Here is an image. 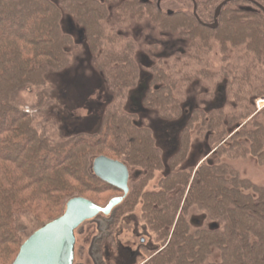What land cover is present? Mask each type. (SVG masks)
I'll list each match as a JSON object with an SVG mask.
<instances>
[{
	"label": "trees",
	"instance_id": "1",
	"mask_svg": "<svg viewBox=\"0 0 264 264\" xmlns=\"http://www.w3.org/2000/svg\"><path fill=\"white\" fill-rule=\"evenodd\" d=\"M195 1L196 14L190 0H0V264H13L24 242L61 217L71 199L83 197L105 207L113 199L107 202L108 195H123L94 175L92 164L99 156L121 161L140 175L130 181L129 194L109 216L97 217L106 226L91 245L93 264H117L114 252L109 256L104 247L115 238L123 215L134 213L140 200L141 223L156 246L142 264H264V186L241 178L231 163L221 161L227 153L232 159L264 158V110L235 132L251 117L254 92L263 90L264 95V81L255 72L264 67V10L247 1L230 2L218 27L211 29L206 25L214 22L224 0ZM253 1L264 9V0ZM64 13L80 26L77 40L62 26ZM37 22L51 39L35 42L39 35L29 27ZM140 23L179 38L166 49L170 55L157 58L156 74L140 97L143 106L155 107L166 118L183 113L185 88L193 78H207L213 87L226 80V93L236 101L229 113L225 108L193 110L171 165L188 154L193 135L207 133L213 154L195 166L171 168L156 193L146 187L165 165L161 148L151 128L138 122V112L125 109L141 78L139 41L131 33ZM41 44L52 50L42 51ZM215 45L222 63L217 72L210 69ZM81 46L96 55L95 73L112 100L103 106L94 130L66 132L57 126L53 141L35 126V114L41 111H24L14 102L21 91L33 88L39 97L36 107L43 109L52 99L49 74L69 66L73 49ZM50 122L44 116L39 124L45 129ZM12 126L21 127L17 150L9 142ZM228 136L229 144L221 145ZM29 144L32 155L20 164L16 160L26 155ZM69 161L70 169H64ZM52 163L58 165L54 172H63L59 179L46 173L50 165L57 166ZM41 180L48 185L39 186Z\"/></svg>",
	"mask_w": 264,
	"mask_h": 264
},
{
	"label": "rangeland",
	"instance_id": "2",
	"mask_svg": "<svg viewBox=\"0 0 264 264\" xmlns=\"http://www.w3.org/2000/svg\"><path fill=\"white\" fill-rule=\"evenodd\" d=\"M184 5L191 8V6L184 2ZM214 23V22H213ZM212 23V24H213ZM2 25H8V21H3ZM62 26L64 30L67 32H72L75 34V40H77L80 32V26L76 22H72L69 19V16L64 13ZM29 29H33L38 33V37L35 40L37 43L39 39L50 38L45 32L44 27H40V24L37 22L36 24H31ZM132 35L139 41V49L137 52V61L141 69L140 74V83L139 87L135 89L133 92L129 93L127 99L125 101V109L131 112H138L139 118L138 122L145 123L149 126L153 132V135L156 139L157 145L161 148L162 156L164 160V167L161 169H157L153 175V178L147 183L146 191L151 193H156L160 190L161 182L163 178L171 172V168L173 170H183L187 167L193 165H197L200 158H203L206 154L210 153L211 150V142L208 138V134H202L200 137H195L193 135L192 140L190 142V150L187 155H185L182 159L173 160V166L171 165V158L176 153L180 146V142L182 140L181 131L187 126V120L190 118V114L193 113L195 108L199 109H219L225 108L227 113L230 112L231 106L235 104L233 102V98L229 97L226 93V80H220L215 86L207 83V78L204 80L200 78L190 79L188 82V86L185 88V93L183 96V113L179 115H175L172 118L164 117L160 111H158L155 107L147 108L143 106L142 101L140 100L141 94L144 92L143 88L149 86V82L151 81L152 75L156 74L155 67L156 63H158L157 58L164 57L166 53L170 55L168 48L173 46V43L177 42L179 39L175 36H170L167 32L159 30L151 23L145 24H134L131 30ZM170 36V37H169ZM167 37V39H166ZM51 39V38H50ZM244 39H240L239 41H243ZM239 43V42H238ZM169 46H167V45ZM42 51L45 49L46 52H50L52 50V46L48 44H41ZM229 54L233 55L235 52L233 48L229 47ZM184 51V50H182ZM173 52V51H172ZM96 55L91 54L88 50H86L85 46L77 47L73 49V56L71 63L65 69H63L59 73H51L48 76V81H51L54 86H48L47 91L52 95V99L47 100L43 109H39L37 106L39 97L38 91L33 88H29L21 91L16 96V103L21 109L32 110L33 112L36 110H40L41 112H36L35 118L36 128L40 129L43 133L44 137H51L54 132L52 131L54 128L58 131V127H64L66 132L75 131H86V130H94L97 123L99 122V117L102 112V108L106 105L107 102H111L112 95L108 94L104 83L101 81L99 72H96ZM210 69L213 72H217L221 69V55L218 49V46H214V50L210 54ZM181 68V67H180ZM181 70V69H178ZM68 72L69 76L64 81L63 75ZM256 76L260 81H264V67L257 68L255 70ZM182 82V80H180ZM262 91H255L254 97L250 102L251 105V117L245 119L241 124V127L237 128L236 131H239L245 124H248L251 119L260 114L264 108L261 110L257 107V102L264 99V95ZM230 98V99H229ZM228 102V104H227ZM237 106L240 107V104ZM228 105V107H227ZM158 106V105H156ZM245 109V107H243ZM245 113V112H244ZM246 115V114H245ZM47 116L48 119L51 120L50 124L47 127L39 124L40 120ZM259 118V116H258ZM161 124H166L167 130L166 132L161 133L159 131V126ZM196 124V123H195ZM199 127L197 123L194 125L193 129L195 131ZM252 126L249 125L248 128ZM21 127L16 128V126H12V137L10 139V143L13 145L14 150L18 148L14 147L16 143L20 140V135L18 131ZM67 129V130H66ZM70 129V130H68ZM60 131V130H59ZM64 132V131H63ZM231 132V131H230ZM233 132V133H235ZM62 131H60V134ZM100 137H104L101 135ZM230 136L226 137L222 141L226 145L229 144ZM51 140L56 141L54 137H51ZM139 146V145H138ZM32 144H29L27 148L26 155L24 157L21 156L17 162L20 164H26L27 159L25 156L29 157L32 155L30 149L32 150ZM213 152H211L207 159L212 156ZM206 155V156H207ZM214 156V155H213ZM230 154L221 157V161L231 163L238 171L243 179L250 180L254 184L264 186V158H258L257 156H247L245 158H230ZM51 162H54V159H49ZM73 162V161H71ZM70 161L67 162V165H63L64 169H70ZM53 165H57L52 163ZM176 166V168H175ZM53 167L58 168L57 166L50 165L46 171L45 169H41L43 172L46 171L47 175H52L55 179H59L62 177L63 172L60 173L59 170L53 171ZM140 173L136 170L130 171V181H136L139 177ZM39 186H47L48 181H39L37 182ZM130 183V182H129ZM206 194L213 195L206 189ZM120 197L119 194H112L107 196V202L110 198ZM106 202V203H107ZM104 203V204H106ZM104 204L102 206H104ZM142 200H140L139 205L136 210L132 214L123 215L121 218L119 225L116 229L115 234V243L113 244V240L109 241L108 244L104 247V253L107 254L109 251H117L118 248H121L123 245L125 247H132V243L135 241L137 246L139 245V241L143 238L141 234H136V219L141 223V207ZM135 218V219H134ZM209 223H206L205 226H208ZM106 222L101 219L95 218L94 220L87 221L76 231V247H75V264H93V248L91 247L93 241L100 237L99 233L101 231H105ZM95 235V236H94ZM145 238V237H144ZM146 239V238H145ZM146 241H152L150 236L147 237ZM117 247V249H116ZM136 248V247H133ZM149 257V255H147ZM146 257V258H147Z\"/></svg>",
	"mask_w": 264,
	"mask_h": 264
},
{
	"label": "water",
	"instance_id": "3",
	"mask_svg": "<svg viewBox=\"0 0 264 264\" xmlns=\"http://www.w3.org/2000/svg\"><path fill=\"white\" fill-rule=\"evenodd\" d=\"M234 1L251 2L264 10L253 0H224L215 10L214 23L206 26L216 29L223 8ZM196 10L197 4L194 2L195 14ZM92 170L97 178L115 187L123 195L113 198L105 207L83 197L71 199L61 217L35 231L24 242L13 264H75L76 231L85 222L100 215L109 216L130 191V171L121 161L99 156L93 161Z\"/></svg>",
	"mask_w": 264,
	"mask_h": 264
},
{
	"label": "flooded vegetation",
	"instance_id": "4",
	"mask_svg": "<svg viewBox=\"0 0 264 264\" xmlns=\"http://www.w3.org/2000/svg\"><path fill=\"white\" fill-rule=\"evenodd\" d=\"M190 1L193 3V5H194V2L197 4L195 0H190ZM194 222H197V221H194ZM139 223L140 222L136 219L135 231L137 235L141 234L143 238L139 241L138 246L136 242L134 241L132 243L133 244L132 247L131 246L125 247L124 245L118 249L116 247L117 251H115L112 259L115 260L117 264H142V262L147 260L146 252L155 250L156 246H155L153 239L152 241H146L148 236L152 238L150 232L147 229H145L144 225L140 226ZM114 243H115V239H113V244ZM133 247H136V248H133ZM107 254H109V256L111 255L109 252Z\"/></svg>",
	"mask_w": 264,
	"mask_h": 264
},
{
	"label": "bare ground",
	"instance_id": "5",
	"mask_svg": "<svg viewBox=\"0 0 264 264\" xmlns=\"http://www.w3.org/2000/svg\"><path fill=\"white\" fill-rule=\"evenodd\" d=\"M68 74H69V73L66 72V73L63 75V77H64V81H65V79H67V77L69 76ZM67 75H68V76H67ZM69 77H70V76H69ZM159 127H160V128H159V131H160L161 133H163V132H166L168 126H167L166 124H161Z\"/></svg>",
	"mask_w": 264,
	"mask_h": 264
},
{
	"label": "built area",
	"instance_id": "6",
	"mask_svg": "<svg viewBox=\"0 0 264 264\" xmlns=\"http://www.w3.org/2000/svg\"><path fill=\"white\" fill-rule=\"evenodd\" d=\"M257 107L259 110L264 108V99L257 102Z\"/></svg>",
	"mask_w": 264,
	"mask_h": 264
}]
</instances>
